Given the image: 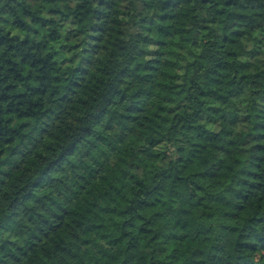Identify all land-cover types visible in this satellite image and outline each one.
<instances>
[{"label": "trees", "instance_id": "1", "mask_svg": "<svg viewBox=\"0 0 264 264\" xmlns=\"http://www.w3.org/2000/svg\"><path fill=\"white\" fill-rule=\"evenodd\" d=\"M0 264H264V0H0Z\"/></svg>", "mask_w": 264, "mask_h": 264}, {"label": "rangeland", "instance_id": "2", "mask_svg": "<svg viewBox=\"0 0 264 264\" xmlns=\"http://www.w3.org/2000/svg\"><path fill=\"white\" fill-rule=\"evenodd\" d=\"M260 252H261V250H259V251H256V252H255V254H257V253H260Z\"/></svg>", "mask_w": 264, "mask_h": 264}]
</instances>
